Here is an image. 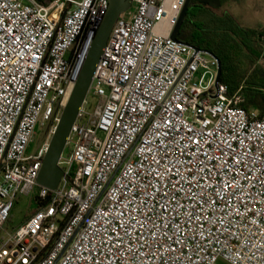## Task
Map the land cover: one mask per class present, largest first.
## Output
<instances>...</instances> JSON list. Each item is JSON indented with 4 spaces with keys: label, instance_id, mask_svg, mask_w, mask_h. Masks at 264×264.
<instances>
[{
    "label": "built area",
    "instance_id": "obj_1",
    "mask_svg": "<svg viewBox=\"0 0 264 264\" xmlns=\"http://www.w3.org/2000/svg\"><path fill=\"white\" fill-rule=\"evenodd\" d=\"M187 1L119 18L52 191L50 143L31 147L39 126L54 135L110 0H0V264H264V117L217 86L214 55L172 39Z\"/></svg>",
    "mask_w": 264,
    "mask_h": 264
},
{
    "label": "trees",
    "instance_id": "obj_2",
    "mask_svg": "<svg viewBox=\"0 0 264 264\" xmlns=\"http://www.w3.org/2000/svg\"><path fill=\"white\" fill-rule=\"evenodd\" d=\"M36 1L46 5L49 0ZM215 3L216 0H194L178 39L218 58L222 69L221 82L228 86L230 95L240 91L244 100L241 108L246 111L259 108L264 117V86L252 82L233 86L231 82L233 73L264 81V60L258 65V60L264 58V31L231 28L234 19L220 11V15L215 14L212 10ZM215 16L220 19V26L211 21Z\"/></svg>",
    "mask_w": 264,
    "mask_h": 264
},
{
    "label": "water",
    "instance_id": "obj_3",
    "mask_svg": "<svg viewBox=\"0 0 264 264\" xmlns=\"http://www.w3.org/2000/svg\"><path fill=\"white\" fill-rule=\"evenodd\" d=\"M193 5L194 0L187 1L181 14L179 23L173 33V40L183 43L179 41L178 34L188 16L189 10ZM131 7L132 0H110L108 13L96 31L94 41L85 59L75 89L69 99L66 108L62 113L60 123L58 124L56 131L50 141L48 153L43 161V167L38 179V185L40 187L55 191L59 188L63 178L66 177L65 172L59 166V161L66 148L68 139L77 120L78 114L90 93L96 69L102 58L104 50L107 47L113 28L119 18L128 10H130ZM187 45L192 46L190 44ZM194 48L197 52L202 51L196 47ZM221 77L222 69L221 63L219 61V75L217 86L221 83ZM66 178L71 181L69 177Z\"/></svg>",
    "mask_w": 264,
    "mask_h": 264
},
{
    "label": "rangeland",
    "instance_id": "obj_4",
    "mask_svg": "<svg viewBox=\"0 0 264 264\" xmlns=\"http://www.w3.org/2000/svg\"><path fill=\"white\" fill-rule=\"evenodd\" d=\"M243 1V0H241ZM52 1L49 0L47 4H50ZM263 4L262 0H244L241 3H228L226 5L227 8L222 9L219 8L218 3L213 4L212 10L215 14H219L220 12L224 11L227 14H230V12L233 13L234 16V23L231 24V28H246V29H258L263 30L264 29V16H261ZM262 10V11H261ZM220 11V12H219ZM258 11V12H257ZM257 12V13H256ZM127 17V16H126ZM128 18V17H127ZM212 22H214L216 25L220 26V19L215 17L211 18ZM217 22V23H216ZM231 82L233 86H236L238 83L241 82L246 84L255 83L259 84L261 86H264V81L261 79L255 80L254 77H248L245 75H238L236 76V73H233L231 75ZM88 105L86 106V112L88 115H93L97 109V107L100 104V99L93 95V93H90L87 97ZM259 110V108L256 109V111ZM260 113V110L257 111ZM52 137H51V128L46 127L42 128L41 126L38 127L37 135H36V141L31 147V153H34L37 151V149L45 143H50ZM38 194L39 189H36L31 195L25 196L20 195L15 203L14 210L11 214V219L9 222V230H14L21 226L38 208ZM218 264H228L227 262L221 260Z\"/></svg>",
    "mask_w": 264,
    "mask_h": 264
},
{
    "label": "crops",
    "instance_id": "obj_5",
    "mask_svg": "<svg viewBox=\"0 0 264 264\" xmlns=\"http://www.w3.org/2000/svg\"><path fill=\"white\" fill-rule=\"evenodd\" d=\"M244 1V0H243ZM243 1H241V0H223V6L221 7L222 9H224L225 10V8H227L226 7V5H228V3H241V2H243ZM262 4H263V6H262V10H264V0H262ZM219 6V5H218ZM219 8H220V6H219ZM261 10V11H262ZM258 12V11H257ZM256 12V13H257ZM221 13H225L224 11H222ZM227 14V13H226ZM233 19H234V16H233V13L232 12H230V14H229ZM261 16H264V12L262 11V13H261ZM254 30H258V29H254ZM258 31H260V30H258ZM261 31H264V29L263 30H261ZM263 60H264V58L263 57H261L259 60H258V65H260L262 62H263ZM240 92V91H239ZM251 111H256V110H251Z\"/></svg>",
    "mask_w": 264,
    "mask_h": 264
},
{
    "label": "flooded vegetation",
    "instance_id": "obj_6",
    "mask_svg": "<svg viewBox=\"0 0 264 264\" xmlns=\"http://www.w3.org/2000/svg\"><path fill=\"white\" fill-rule=\"evenodd\" d=\"M210 1H214V0H210ZM217 1V3H218V5L220 6V7H222L223 6V0H216Z\"/></svg>",
    "mask_w": 264,
    "mask_h": 264
}]
</instances>
